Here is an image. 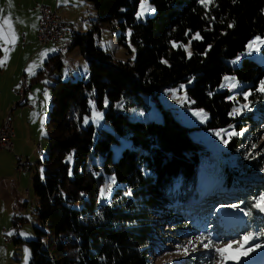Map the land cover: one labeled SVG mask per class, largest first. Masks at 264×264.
Returning <instances> with one entry per match:
<instances>
[{"label": "trees", "instance_id": "1", "mask_svg": "<svg viewBox=\"0 0 264 264\" xmlns=\"http://www.w3.org/2000/svg\"><path fill=\"white\" fill-rule=\"evenodd\" d=\"M88 1L100 13V23H118L119 42L133 47L134 62L115 59L100 47L99 25L84 33L74 28L69 48L79 47L88 73L77 80L57 78L51 86L49 150L39 162L42 175L33 182L41 226L34 227L37 238L29 242L30 264H150L148 248L161 214L179 234L197 227L186 223L187 213L171 209L176 203L183 208L198 194L202 161L215 154L226 175L221 188L232 189L218 196L220 204L238 205L255 237L251 242L264 253V214L255 207L264 196V141L256 139L264 125V92L259 91L264 65L250 58L239 66L228 63L253 36H264V0H214L207 8L200 0H150L155 11L145 20L137 18L141 0ZM261 51L264 56V46ZM50 63L60 70L62 54ZM231 75L250 92L252 109L244 116L232 114L236 102L225 85ZM181 85L186 107L207 113L205 124L187 126L159 102L164 92ZM145 96L157 102L163 120L131 119L117 106L142 103ZM91 103L104 110L109 127L89 122ZM231 126L237 133L225 151L191 135ZM121 139L129 143L118 154ZM112 177L115 187L101 197ZM20 220L15 216V225ZM214 259L197 254L183 264H213Z\"/></svg>", "mask_w": 264, "mask_h": 264}, {"label": "rangeland", "instance_id": "2", "mask_svg": "<svg viewBox=\"0 0 264 264\" xmlns=\"http://www.w3.org/2000/svg\"><path fill=\"white\" fill-rule=\"evenodd\" d=\"M50 1L51 0H33L30 4L31 0H0V13L1 10L4 12L7 11L6 18L10 17V23L13 26L11 29L14 31L16 37L15 43H12L11 33H8L9 28L4 30V26L0 22L5 37L0 39V50L2 52L1 61L3 55L8 52L17 54L16 58L21 54H32L36 62L32 71H27V75L25 76L28 85L31 83L32 77L39 76V71L46 69L48 74L50 72V75H48L49 77L45 75L42 78L41 76L42 79L39 78V80L32 85V88L28 90V92L32 90L34 96L37 98L43 97L38 107V110H42L43 112L40 113V118H36V121L31 119L29 117L31 110L28 108L20 115V118H18L19 115L17 114L22 111L21 108H24L23 106H18L16 110H14V115H12V120L17 123L16 128L18 132H21L22 136L24 134L26 136L29 135V123L31 122L32 130L40 137L35 147L43 144V152L41 153V151H38L30 155L32 148L28 147L26 153H24V144L20 146V153H15L14 151L12 154L8 151L0 150V162L2 163L0 166V182L2 183L0 189V264H30L34 256L33 249L29 242L37 238L34 227L41 225L34 211L37 206V199L34 194L33 182L35 178L42 175V165L39 162L46 157L49 150L46 122L49 120L52 106L51 86L56 82L57 78L61 80H77L78 78L86 76L89 67L79 47H73L71 50L69 48L68 52H66V46L61 42L62 45L58 42H50L45 45L38 42V26L41 19L39 5L50 6L54 9L57 8V13L60 17H64L65 21L77 25L75 32H78L79 29L80 32L84 33L93 30L99 25L100 33L97 35L98 44L101 48L111 53L115 59L134 62L135 57L132 46H130L131 50H129L119 42L120 28L118 23H100V13L88 0H53L52 3H50ZM142 3L145 9H154L150 0H141L137 12L138 20H145L155 11V9L154 11H145L144 16L139 17ZM30 6L37 8L40 12V19L37 23H35V16H37V14H27L28 16H25L26 8ZM17 18H19V20ZM19 21H23V23ZM33 25L35 27H33ZM257 38H259V40H257ZM253 41H257L256 46L260 48L259 52L252 51L248 48V45ZM262 41H264V36H253L248 42L246 49L235 58L230 59L228 63L233 66H239L244 58H250L264 65V56L261 51L264 46V43H261ZM43 53L49 55H42ZM57 54H62L63 65L60 70L54 68V63H50V65L46 64L47 59ZM37 61H39V67H37ZM15 62L16 66L14 65ZM21 65L22 61L15 59L9 66L11 71L8 72L7 70L6 73L0 74V78H7L14 69H21ZM24 70L25 68L23 67L21 75L25 72ZM75 74L80 75L76 76ZM228 77L235 78L232 75ZM24 81L25 79L23 78L16 87L15 92L23 86ZM233 83L235 84L234 87L232 86ZM225 85L231 90V99H234L236 102L233 107V116H244L249 113L252 108L250 105V92L245 89L246 84L239 82L235 78L234 81L225 80ZM168 93H171L172 96L168 97ZM246 96L247 98H245ZM15 97L14 103L16 105L20 103L22 97L20 94L15 95ZM28 99L31 100L29 96ZM159 102L162 104L163 108H170L171 112L187 126H198L200 124H205L207 121V113L205 110L186 107L189 100L185 85L164 92L160 96ZM91 104L93 109L89 122H92L98 129L109 127L105 123L104 110H99L94 107L93 103ZM117 106L128 112L131 119L161 121L164 118L163 112L157 102L153 101L148 96L144 97L142 103L130 102L127 106L118 103ZM96 113H100L102 116L97 119ZM197 113L199 115H197ZM201 117L204 118L202 119ZM216 133L220 135L218 136ZM236 133L234 126H231L220 130H193L191 135L196 141H200L205 146L211 145L219 151H225L228 141ZM20 139L21 136L19 140ZM256 139L259 144L264 141V125L259 129ZM128 143V141L121 139L120 145L115 146V148H117V153L119 154L123 146ZM16 154H23L22 160L27 162L26 170L21 173L17 172V156L19 155ZM220 160H222V158L218 154L203 159L202 169H204V172L199 177L198 194L195 197L192 196L191 199L185 203L183 208L176 203L171 209L173 213L178 210L179 212L182 211L189 214L190 216L186 217V223L190 222L194 226H197L195 228L191 227L194 231L179 234L173 231L170 226L168 227L166 225L169 216L161 214L159 217L160 221L155 219L154 225L156 227L153 230L155 243H153L152 247L148 248L151 255L149 258L150 264H183L185 260L195 259L197 254L204 253L207 254V256H215L213 264H264L262 258L264 253H261L263 251L254 248L253 245L255 244L252 243L251 240L248 242L243 240L245 235H253L251 231H249V227L246 226L245 216L242 211L238 208H232L230 205L224 206L220 204L221 200L218 199V196L221 198L220 195H230V191H232V189L224 190L221 188L226 180V175ZM223 161H225V159ZM229 161L230 162L227 163L228 166L231 164L232 160ZM261 176H263V174H261ZM261 178L264 179V176ZM19 179L21 180V184L18 186L17 182ZM115 185L116 182L111 184V179H109L103 187V190L110 195L108 188L110 186L112 192ZM15 216L24 219L20 220L22 222L20 226L15 225ZM203 236L210 237L214 242L213 245L209 248H205L201 244V237ZM17 237L21 239L18 243L16 242ZM12 238L14 240H12ZM204 243H208V241L205 240ZM193 245L195 246V250H193ZM229 245H231V247H229ZM242 245L243 247H241ZM250 247L254 248V250L248 252L246 256L240 255V252L246 251V249ZM185 248H187V251H185ZM217 248L220 249V252L216 251ZM225 249H227V251H225Z\"/></svg>", "mask_w": 264, "mask_h": 264}, {"label": "crops", "instance_id": "3", "mask_svg": "<svg viewBox=\"0 0 264 264\" xmlns=\"http://www.w3.org/2000/svg\"><path fill=\"white\" fill-rule=\"evenodd\" d=\"M32 2H33V0H31L30 4ZM42 2H44V1H42ZM52 2H53V0L50 1V3H52ZM50 5H54V4H50ZM27 14H30V15L31 14H37V16H35V23H37V21H39V19H40L39 10L37 8H34L33 6H30L29 8H26L25 16H28ZM6 16H7V11L4 12L3 10H1L0 22L4 26V30L8 28V25H4L3 24V21L5 20ZM11 27H13L12 24H11ZM78 32H80L79 29H78ZM8 33L10 34V32H8ZM0 39H3V38H0ZM58 43L61 44L60 42H58ZM61 45H60V49H61ZM16 55L17 54H15L13 52L5 53V55H3V59H2V61H4V64H3V66H0V74H4V73L7 72V70H8V72L11 71V68L9 66L11 65V63H13L15 61V59H19V61H22V65H21L22 68L21 69H18V68H17V70L14 69V71L11 72V74L7 78H3V77L0 78V127H1V125L3 123V121L5 120V118L8 116L10 118V120H11L13 129H14L13 142L15 141L14 142V151H15V153L16 152H19V153L21 152L20 151V146L22 144H24V151H23L24 153H26L28 147L32 148V151H31L30 155L35 153V152H38V151H41V153H42L43 152V144L42 145L40 144L39 146L35 147V144L38 142L40 137L34 130H32L31 122L29 123L30 124V126H29L30 127V133H29V135L26 136L24 134L22 136L21 132H18V130L16 128L17 123H15V121L13 122V120H12V115H14V110H16V108L18 106H23L24 107V108H21L22 111L18 112V114H17V115H19L18 118H20V115L23 114V112L27 108L29 110H31L30 114H29L30 115L29 117L31 119L35 120V121H36V118L37 119H38V117L40 118V116H41L40 113H43L42 110L41 111L38 110V107L40 106L43 97H41V98L35 97L34 93L32 92V90H30V92H28V90L32 88V85L35 82H37V81H35L33 79L34 77H32L31 83L28 85L27 78H25V76L27 75V71H32V69L35 66V62H36L35 57H33L32 54H30V53L29 54H21V55H19L18 58H16ZM47 55H49V54H47ZM0 61H1V57H0ZM47 61H48V59L46 60V64H47ZM37 62H38V66L37 67H39V65H40L39 61H37ZM14 65L16 66V62H15ZM18 65H20V64H18ZM23 67L25 68V70H24L25 72L23 73V75H21ZM43 71H45V73L42 75V78L45 75L48 76V73L46 72V69L39 71V73H41ZM82 73H85V72H82ZM86 73H88V72H86ZM80 74H75V75L77 76V75H80ZM23 78L26 80L28 88L25 91L24 99L20 100V103H17L15 105V103H14V100L16 99L15 95H18L15 92V89L19 85V83L21 82V80ZM42 78L40 77V79H42ZM28 96L31 98V100L28 99ZM14 123H15V125H14ZM20 136H21V139L19 140ZM13 152H9V153L13 154ZM16 155H19L21 157L23 156V154H16ZM27 160L29 161L28 157H27ZM1 165H2V163L0 162V166ZM17 172L21 173L19 171H17ZM20 184H21V180L19 179L18 182H17V185L19 186ZM1 187H2V183L0 182V189H1ZM14 193L16 194L15 191H14ZM21 224H22V222H21Z\"/></svg>", "mask_w": 264, "mask_h": 264}, {"label": "built area", "instance_id": "4", "mask_svg": "<svg viewBox=\"0 0 264 264\" xmlns=\"http://www.w3.org/2000/svg\"><path fill=\"white\" fill-rule=\"evenodd\" d=\"M41 11V19L38 26V42L42 45L50 42H66V52L69 50V44L71 37L74 33V23L65 21L58 15L57 8L54 9L50 6L39 5ZM65 54V53H62ZM28 85L26 80L23 86L16 91L17 94L21 95V99H24L25 91ZM14 129L10 118L7 116L0 127V150L8 152L14 151ZM18 160V171L23 172L27 168V162L22 160L21 156H17ZM20 226L21 222L16 223Z\"/></svg>", "mask_w": 264, "mask_h": 264}, {"label": "snow or ice", "instance_id": "5", "mask_svg": "<svg viewBox=\"0 0 264 264\" xmlns=\"http://www.w3.org/2000/svg\"><path fill=\"white\" fill-rule=\"evenodd\" d=\"M200 2L205 6V8H207L209 4L214 3V0H200ZM145 11H154V9H145L144 4L142 3V4H141V10H140V12H139V17H143L144 14H145ZM17 19L19 20V18H17ZM213 19H214V18H213ZM19 22H20V23H23V21H19ZM3 24L8 25L9 32L11 33V36H12L11 42H12V43H15V39H16V37H15L14 31H12V29H11L10 17H9V18H6V19L3 21ZM33 27H35V26L33 25ZM0 38H5V37H4V32H3V27H2V26H0ZM257 40H259V38H257ZM261 43H264V41H262ZM256 44H257V41H253L252 43H250V44L248 45V48H249L250 50H252V51L259 52V51H260V48L257 47ZM53 51H54V50H53ZM46 54H47V53H43L42 55H46ZM3 64H4V61H0V66H3ZM234 79H235V78L225 77V80H232V81H234ZM232 86L234 87L235 84L233 83ZM259 91L264 92V81L261 82V85H260V89H259ZM245 98H247V96H246ZM197 115H199V114L197 113ZM101 116H102V114H100V113H96V118H97V119H99ZM201 118L203 119L204 117H201ZM85 122H87V120H86ZM241 134H242V133H241ZM216 135L219 136L220 134H219V133H216ZM114 183H115V177H112V178H111V184H114ZM110 191H111V187L109 186V188H108V192H110ZM100 195H101V197H106V196L108 195V193L105 192L104 190H101ZM230 207H232V208H237L238 205L233 204V205H230ZM255 207L258 208L260 212H264V196H261V197L259 198V201L255 204ZM252 239H255V237H254V236H250V235H245V236L243 237V240H244L245 242H248V241H250V240H252ZM205 240H207L208 243H204ZM213 243H214V242L211 240L210 237H207V236H203V237H201V244H202L205 248H209L211 245H213ZM229 247H231V245H229ZM241 247H243V245H242ZM259 247H261L260 244H256V245L254 246V248H259ZM254 248H252V247L247 248L246 251L240 252V255H244V256H246L247 253L253 251ZM193 250H195V246H194V245H193ZM26 251H27V250H26ZM185 251H187V248H185ZM216 251H217V252H220V249L217 248ZM225 251H227V249H225Z\"/></svg>", "mask_w": 264, "mask_h": 264}, {"label": "bare ground", "instance_id": "6", "mask_svg": "<svg viewBox=\"0 0 264 264\" xmlns=\"http://www.w3.org/2000/svg\"><path fill=\"white\" fill-rule=\"evenodd\" d=\"M74 28H76V26H74ZM64 46H66V42H61ZM72 44V39H71V42L69 44V46Z\"/></svg>", "mask_w": 264, "mask_h": 264}, {"label": "water", "instance_id": "7", "mask_svg": "<svg viewBox=\"0 0 264 264\" xmlns=\"http://www.w3.org/2000/svg\"><path fill=\"white\" fill-rule=\"evenodd\" d=\"M261 213H263V214H264V212H261Z\"/></svg>", "mask_w": 264, "mask_h": 264}]
</instances>
